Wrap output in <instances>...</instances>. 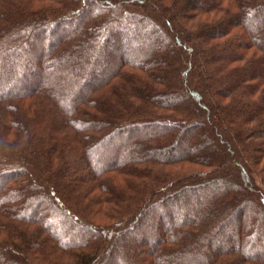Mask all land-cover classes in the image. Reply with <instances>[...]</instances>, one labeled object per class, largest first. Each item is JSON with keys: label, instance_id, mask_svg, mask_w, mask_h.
I'll use <instances>...</instances> for the list:
<instances>
[{"label": "trees", "instance_id": "16d2710c", "mask_svg": "<svg viewBox=\"0 0 264 264\" xmlns=\"http://www.w3.org/2000/svg\"><path fill=\"white\" fill-rule=\"evenodd\" d=\"M0 264H264V0H0Z\"/></svg>", "mask_w": 264, "mask_h": 264}]
</instances>
